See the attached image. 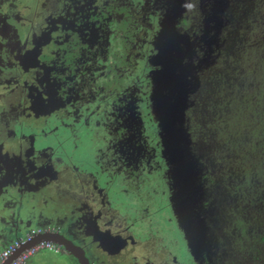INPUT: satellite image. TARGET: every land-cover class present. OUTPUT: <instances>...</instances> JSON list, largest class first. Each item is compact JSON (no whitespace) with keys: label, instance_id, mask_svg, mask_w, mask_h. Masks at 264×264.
I'll return each mask as SVG.
<instances>
[{"label":"flooded vegetation","instance_id":"obj_1","mask_svg":"<svg viewBox=\"0 0 264 264\" xmlns=\"http://www.w3.org/2000/svg\"><path fill=\"white\" fill-rule=\"evenodd\" d=\"M235 2L0 0V250L39 229L88 264H239L231 244L234 259L226 262L210 149L195 151V135H185L201 155L202 198L185 197L164 157L156 112L168 96L158 85L163 73L187 76L192 54L191 64H206L197 59L200 37L213 35L220 46L233 40L228 6ZM215 5L221 26V15L210 17ZM169 34L178 38L173 52ZM192 92L185 94L187 131L198 105ZM91 135L92 151L76 157L77 141ZM160 228L171 231L168 242ZM63 249L55 252L60 262L79 264Z\"/></svg>","mask_w":264,"mask_h":264},{"label":"rangeland","instance_id":"obj_2","mask_svg":"<svg viewBox=\"0 0 264 264\" xmlns=\"http://www.w3.org/2000/svg\"><path fill=\"white\" fill-rule=\"evenodd\" d=\"M241 4H235L228 6V13L231 12V15H229V18H231L232 25L229 27V30L232 29L234 33H231L233 39V48L234 44H237L238 51L241 53L243 57H245L243 65L248 66L249 69L242 70V67H234L231 69L230 62L232 60L231 52H225V47L222 44L218 48H215L212 50L211 54L209 53L207 58L210 56H213V58L208 63L203 65V69H199V74L195 77V81L193 83V94H194V105H197L196 110L194 111L193 115H191L192 118V128L188 130L190 135H201L203 136V139L206 144H208V136L211 138V142L213 144L214 150L217 149L218 152H214L213 155H209L210 157L215 158V164L216 166L213 168V175L211 174L212 183H218L223 191L229 192V194L232 196V199H234V195H232L230 189L234 185L239 186L240 184L243 187L249 186V179L245 180L246 184H243L241 182L242 180V174L240 173V167L235 166V164H239L240 158H243L245 155L244 143L239 144L238 139L234 141V139L237 137L239 138L240 131L236 130V135H234V139L229 138L231 135V132L233 130V127L239 126L236 121L235 126L233 121L236 120L232 119L231 121V128L224 125L225 120V107L227 106L229 109L232 105L234 100L240 104H243L244 100H248L250 102L251 100V94H253L255 91V86H253V83L256 81V72L260 71L262 64L264 62V0H239ZM244 2V3H243ZM250 3V6L248 7L247 4ZM247 5V6H246ZM242 8V11L240 8ZM229 35V36H230ZM223 48V49H222ZM203 54L202 57L205 56V51H202ZM206 57V56H205ZM250 67H253V70H251ZM198 70V71H199ZM197 71V72H198ZM201 72H204L203 75ZM207 72V73H206ZM227 77V78H226ZM202 80V84L200 85V81ZM225 80V81H223ZM197 81V82H196ZM237 81V82H236ZM202 86V90L198 91L200 87ZM204 86V89H203ZM241 91V93H235V91ZM246 89V91H245ZM248 89H250V94H248ZM197 92V93H196ZM246 93V94H245ZM233 98L234 100L229 103L228 99ZM240 98V99H239ZM242 99V100H241ZM203 109V110H202ZM228 116H230L231 112L228 110L227 112ZM249 120V119H247ZM234 132V131H233ZM248 131L246 130V133ZM90 135V134H87ZM233 135V134H232ZM195 141L199 142L197 139L198 136H194ZM95 136L91 135L90 138H85L84 140H78L77 145L78 149L74 151V155L76 157H84L89 154V151L91 152L94 145V139ZM206 138V139H205ZM229 138V139H228ZM204 141L199 142V146L201 148H205ZM219 144L220 146H218ZM227 144L230 145V151L227 150ZM69 148V145L66 146ZM248 149V148H247ZM68 151V150H67ZM232 152V157L227 153ZM93 153V152H92ZM226 154V160H230L229 164L226 165V161H222V159H219V155ZM208 156V157H209ZM217 158V159H216ZM234 167L232 168L231 166ZM237 168L239 169L237 173ZM216 173V174H215ZM215 174V176H214ZM240 174V175H239ZM244 180V178H243ZM205 186V185H204ZM207 187V185L205 186ZM242 187V189L245 191V189ZM246 196V195H245ZM250 196V195H249ZM234 206L231 207L230 211L224 208L226 217L228 218L227 213H230L234 211L235 207V200ZM230 204H232L230 202ZM238 207V205H237ZM235 214L232 216V219H234ZM231 217L229 220H225L224 223H230ZM234 220H231L230 226L225 227V246H224V252L227 253L226 257H229L226 259V262L230 259H234V250L237 249L238 254L237 258L238 263L242 264V261H244V253L242 248V241L243 237L240 236L241 234L237 232V229H235V224L233 222ZM260 229V230H259ZM235 230V232H233ZM254 230L261 232V227L255 226ZM30 231V230H29ZM254 231V232H255ZM177 231H174V234L176 237H179V233ZM239 233V234H238ZM160 236L163 237V241L168 242L169 234H171V231L167 230L166 228H160ZM234 239H233V238ZM231 240V243H228V240ZM227 244H231L230 247L232 248H226ZM178 248V244L177 247ZM236 251V253H237ZM182 252V251H181ZM38 256H34L33 258H30L27 260L28 264H65L64 261H61L54 256L53 252L48 251L47 249H41ZM37 253V254H38ZM35 254V253H34ZM183 261V260H181ZM181 263V262H180Z\"/></svg>","mask_w":264,"mask_h":264},{"label":"trees","instance_id":"obj_3","mask_svg":"<svg viewBox=\"0 0 264 264\" xmlns=\"http://www.w3.org/2000/svg\"><path fill=\"white\" fill-rule=\"evenodd\" d=\"M223 45V47H225V52H230L232 49H234V51L231 52V55L233 56L230 62L231 69H233V66L236 68L242 67V70L249 69V65L246 66L242 64L245 57H243L238 51L236 43L234 44L233 48V40L225 37ZM250 68L253 70V67ZM255 72L256 81L253 83V86H255V92L251 94L250 102L248 100H244V103L239 105L241 102L237 103L233 98L228 99L229 103H231L232 100H234V102L230 107L232 109H229L227 106L225 107L226 117L224 120V125L231 128L232 119L237 117L233 123L235 126L237 121L239 126L235 128L233 127L229 138L234 139V135L237 134L235 131L239 130V138L236 137L234 141L238 139L239 144L244 143V148H246L243 149L245 155L243 158H240L239 164L236 163L235 166L240 167V173L242 174L241 182L246 184L245 180L249 179V186L243 187L241 184L239 186L234 185V188L232 186L230 191L232 195L235 196L234 199H232V196L229 194L228 190L223 191V189H221L222 192L220 191V197L223 198L224 208L227 210L230 211L231 207L234 206L233 200L236 199V208L230 213V216L229 213H227V219H225L226 214L224 211V219L227 221L231 217V220H234L233 222L235 224V229H237V232H239L241 234L240 236L243 237L241 245L245 259L242 261V264H264V62L262 64L261 70L259 72ZM235 93H241V91H237L236 89ZM249 94L250 89H248L247 95ZM228 110L231 112L230 116L227 114ZM246 130L248 131L247 133ZM195 136H198L197 139L199 142L204 141L203 136ZM206 140H208V144H206L205 141L204 144L207 146L205 148L210 149L209 155H213L214 152H218L217 149L214 150L216 147L213 148V144L209 136ZM199 142H197L196 146H192L194 150L197 149V147L200 148ZM227 150L230 151V145L228 146V144ZM196 154L198 156V163L200 164L201 161L199 159L201 155L200 153ZM227 154L229 157L230 155L231 157L233 155L232 152ZM225 155L226 154H221L218 158L222 159L223 162L226 161V165H230V160H226ZM208 160V162L216 163L215 158L213 157L209 156ZM231 167H234V163ZM238 171L239 169L237 168V173ZM242 187L245 189V191L242 189ZM230 202L232 204H230ZM234 214L235 217L232 219ZM230 223H226L225 227L230 226ZM255 226L261 227L262 231H255ZM233 232H235V230Z\"/></svg>","mask_w":264,"mask_h":264},{"label":"water","instance_id":"obj_4","mask_svg":"<svg viewBox=\"0 0 264 264\" xmlns=\"http://www.w3.org/2000/svg\"><path fill=\"white\" fill-rule=\"evenodd\" d=\"M224 7H226V4L224 5ZM213 8V13L211 12L210 17H214V15H218V17H220L221 15V17L219 18V24L220 26L223 25V2L221 7L222 9H219V7L217 8V5H215ZM223 13L225 15V12ZM168 36L170 38L165 45H170L173 52L174 44H178V42H176L178 41V38L176 37L175 41V38L171 37V34H169ZM199 41L203 42L204 44L206 57L201 56L197 59H199V62L204 63L206 61V63H208L210 57L212 59L213 56H210L209 58H207V56L209 53L211 54L213 49L219 47V39L213 35H207L200 37ZM196 43L197 41H194L192 43L191 49H189L188 52L194 53ZM175 57V54L171 55L172 59L178 60L175 59ZM191 58H193V54L192 56H189V67L191 66V69L189 67L187 68L188 77L186 76V72L180 74V71H173V69H170V72H167L165 74L163 73V78H165L164 81H166L164 83L158 82V85H160V88L163 90V92H168V96L164 101V105L161 103L156 107V112L161 116V126L162 130L165 132V136H163L166 140L164 157L166 158V160L172 162L176 166L178 173V188H182L184 191H187L185 197H191L196 200L198 198H202L201 185L197 182L198 179L195 176L196 171L199 172V169L197 168V165L199 164L198 156L191 148L192 141L190 137L187 138V142L184 141L185 135H190V133L184 127L183 110L185 108L184 104L187 101L185 99V94L194 90L193 83L196 80L194 77L196 76V69H201L202 65L201 63H198L196 66H194L193 63L191 64ZM190 174H192V178L188 177V180H186V177ZM192 210L193 212L196 210L195 202H192ZM39 241H51L57 243L64 248V251L66 250L71 252L79 262V264L84 263H81V257H83L88 264L87 259L82 255L76 254L72 249H70V247H68L67 243H64L62 241L58 242L56 239L48 236L46 233H41L31 243L24 245L22 248H29ZM69 244L71 243L69 242Z\"/></svg>","mask_w":264,"mask_h":264},{"label":"built area","instance_id":"obj_5","mask_svg":"<svg viewBox=\"0 0 264 264\" xmlns=\"http://www.w3.org/2000/svg\"><path fill=\"white\" fill-rule=\"evenodd\" d=\"M40 233L39 229H31L10 241L0 250V264H26L30 256L42 248L56 252L58 245L50 241H39L29 248H22L24 245L31 243Z\"/></svg>","mask_w":264,"mask_h":264},{"label":"crops","instance_id":"obj_6","mask_svg":"<svg viewBox=\"0 0 264 264\" xmlns=\"http://www.w3.org/2000/svg\"><path fill=\"white\" fill-rule=\"evenodd\" d=\"M42 249H44V248H42ZM40 250H41V249H38V250L35 252V254H33L32 256H30V258H33L34 256H38V255H39L38 252H39ZM47 250H48V249H47ZM48 251H51V250H48ZM51 252H53V254H55L54 256H57L56 253H55V251H51ZM37 253H38V254H37ZM30 258H29V259H30ZM56 258H57V257H56ZM26 264H28V263L26 262Z\"/></svg>","mask_w":264,"mask_h":264}]
</instances>
